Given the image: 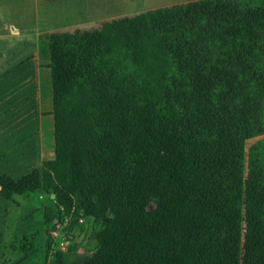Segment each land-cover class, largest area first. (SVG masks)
Here are the masks:
<instances>
[{
	"label": "trees",
	"instance_id": "1",
	"mask_svg": "<svg viewBox=\"0 0 264 264\" xmlns=\"http://www.w3.org/2000/svg\"><path fill=\"white\" fill-rule=\"evenodd\" d=\"M40 48L54 157L0 173V196L52 192L102 223L93 253L56 264H264V137L245 150L264 135V0L174 4Z\"/></svg>",
	"mask_w": 264,
	"mask_h": 264
},
{
	"label": "crops",
	"instance_id": "2",
	"mask_svg": "<svg viewBox=\"0 0 264 264\" xmlns=\"http://www.w3.org/2000/svg\"><path fill=\"white\" fill-rule=\"evenodd\" d=\"M55 1L28 0L9 7L0 3V173L14 178L40 166L45 156L48 155V159L54 157L51 76L49 61L40 48V39L43 34H47L42 31V20L48 18ZM123 1L129 5L139 3V0ZM78 3L82 4L79 0ZM150 9L153 7L141 10ZM7 10H13L15 14L17 12L14 16L17 19H11L12 15ZM85 10L87 14L98 11V5L87 0ZM86 16L83 21L53 25L48 30L62 32L68 31L66 29L69 27H95L100 17ZM4 199L10 201L0 196V204ZM2 208L0 219H5L8 214L5 215ZM4 231L1 230L3 235ZM0 264H4V261L0 260Z\"/></svg>",
	"mask_w": 264,
	"mask_h": 264
},
{
	"label": "rangeland",
	"instance_id": "3",
	"mask_svg": "<svg viewBox=\"0 0 264 264\" xmlns=\"http://www.w3.org/2000/svg\"><path fill=\"white\" fill-rule=\"evenodd\" d=\"M27 1L0 0V3L9 7L18 2L23 4ZM79 1L82 4H79L78 0H56L51 6L53 10L49 12L48 18L42 20L44 21L43 33L52 32L48 30V27L53 25L63 26L78 20L83 21L87 17L86 15L100 17L97 19L95 27L86 29L69 27L66 30L73 32L77 29H99L104 22L144 13L148 10L141 9L146 7L151 6L156 9L194 0H148L143 2L139 0L137 5L136 3L129 5L123 0H89L92 4L98 5V11H90L89 14L85 10L87 0ZM12 11L7 10L8 14L12 15L10 18L15 20L17 17L14 16L17 12L15 14V11ZM26 21L28 22L27 18ZM43 61L46 62V60ZM43 67H47V65H43ZM261 137L264 135L246 140L245 150L247 151L249 146ZM45 158L48 159L49 156L47 155ZM46 159L45 161H47ZM9 200L4 199L0 204L5 215L8 214L7 218L0 219V232L5 229L4 235L3 232L0 233V260H3L4 264H56L54 256L58 252L72 253L82 257L90 255L96 250L95 234L102 227V223L87 214L79 201L75 200L72 208L66 211L58 205L52 192L41 190L16 195ZM57 212L60 213V218L49 220V216Z\"/></svg>",
	"mask_w": 264,
	"mask_h": 264
}]
</instances>
